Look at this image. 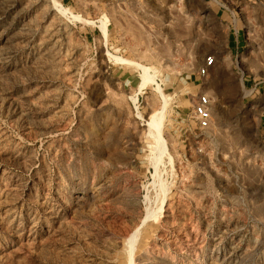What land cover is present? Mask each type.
Returning <instances> with one entry per match:
<instances>
[{"label": "rangeland", "instance_id": "374dc122", "mask_svg": "<svg viewBox=\"0 0 264 264\" xmlns=\"http://www.w3.org/2000/svg\"><path fill=\"white\" fill-rule=\"evenodd\" d=\"M52 1L0 0V264H128L162 185L135 264H264V0Z\"/></svg>", "mask_w": 264, "mask_h": 264}, {"label": "bare ground", "instance_id": "6f19581e", "mask_svg": "<svg viewBox=\"0 0 264 264\" xmlns=\"http://www.w3.org/2000/svg\"><path fill=\"white\" fill-rule=\"evenodd\" d=\"M54 4H55L56 7H58L60 9V11L66 12V9H64L62 6L57 4L56 1L54 2ZM98 27L100 29L102 38L106 39L107 34H108V27H107L106 20L100 21V25ZM104 55L110 57L114 61L127 62V63H130V64L132 63V64L137 65L141 69V75H142L141 76L142 77V82H141V84L139 86V90H141L148 82H153L154 75L150 74V72H149L151 67H148V66H145L143 64H140V62L139 63L136 62V61L132 62V61L120 58L118 56L111 55L108 52H106V53L104 52ZM157 91L161 95V97L164 99V106H165L166 105L165 104L166 103V99H167L165 94L163 93L162 89L159 86H157ZM132 100L135 101V98L132 97ZM164 106H163V108H165ZM163 108L161 110H159V111L153 112L147 119H145V123H146L145 127L146 126L148 127V129L146 128L148 130V132L146 130V133H149V137H153L154 140H155L154 142H156V145L155 144L154 145H155L156 150L159 153L158 154L156 153L157 151L154 149V147H153V151H156L155 153L157 154V158H159L158 155L162 156L163 152L165 151L164 140L161 137V127H162L161 122H162V118H163V115H164ZM169 157L170 156L168 155L167 158L170 159L169 160V162H170L171 158H169ZM16 179L20 180L21 177L20 178H16ZM159 185H162V183L161 184L159 183ZM165 186L162 185L161 190H159L160 187H158V191L157 192H160V193L156 192L155 194H157V195L153 194L154 196H156L154 198V200L153 201L151 200L152 202L149 201L151 203L147 202L149 205H147V207L145 206V212H144V215H143V217H142V219L140 221L139 226L134 228L131 231V233L126 237V241H125L126 244L125 245H126L127 254H128L127 255L128 256V258H127L128 264H135L136 260H134V252H135V249H136V244H137V241L139 239V235H140L142 226L144 224H146V223L158 220L159 218L162 217V213H163V211L165 210V208H166V206L168 204L167 202H168V195H169V192H168V190L165 189ZM153 195H152V197H153ZM146 200H148V199H146Z\"/></svg>", "mask_w": 264, "mask_h": 264}, {"label": "built area", "instance_id": "2783aa9c", "mask_svg": "<svg viewBox=\"0 0 264 264\" xmlns=\"http://www.w3.org/2000/svg\"><path fill=\"white\" fill-rule=\"evenodd\" d=\"M214 59L212 56L205 58L204 65L198 68V75L205 77L212 66ZM192 116L195 118L200 128H208L211 122V100L208 95L197 93L192 105Z\"/></svg>", "mask_w": 264, "mask_h": 264}]
</instances>
